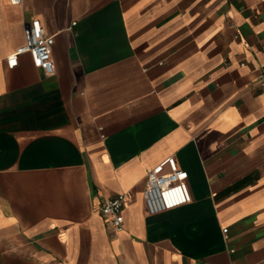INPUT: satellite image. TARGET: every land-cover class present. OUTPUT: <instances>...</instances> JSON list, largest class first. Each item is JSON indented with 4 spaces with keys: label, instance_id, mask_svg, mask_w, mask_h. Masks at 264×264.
I'll return each mask as SVG.
<instances>
[{
    "label": "crops",
    "instance_id": "1",
    "mask_svg": "<svg viewBox=\"0 0 264 264\" xmlns=\"http://www.w3.org/2000/svg\"><path fill=\"white\" fill-rule=\"evenodd\" d=\"M34 17L52 74L7 64ZM263 45L264 0H0V264H264ZM169 154L191 200L148 213Z\"/></svg>",
    "mask_w": 264,
    "mask_h": 264
},
{
    "label": "built area",
    "instance_id": "2",
    "mask_svg": "<svg viewBox=\"0 0 264 264\" xmlns=\"http://www.w3.org/2000/svg\"><path fill=\"white\" fill-rule=\"evenodd\" d=\"M8 1L12 4L22 2V0ZM52 44L53 36L46 33L40 18H31L24 26V42L7 56V64L12 67L17 64L20 53L28 52L35 66L46 74H52L55 71ZM258 81L264 85V65L258 74ZM186 178V169L178 163L173 154L155 163L147 172L146 186L142 193L146 211L157 213L189 202L191 192ZM127 198L126 192H119L100 203V213L108 224L121 227L124 220L122 209Z\"/></svg>",
    "mask_w": 264,
    "mask_h": 264
}]
</instances>
